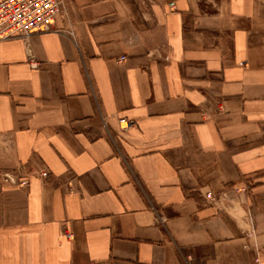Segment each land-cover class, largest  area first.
I'll list each match as a JSON object with an SVG mask.
<instances>
[{
	"label": "crops",
	"instance_id": "0c3cea01",
	"mask_svg": "<svg viewBox=\"0 0 264 264\" xmlns=\"http://www.w3.org/2000/svg\"><path fill=\"white\" fill-rule=\"evenodd\" d=\"M67 11L0 41V264H264V0Z\"/></svg>",
	"mask_w": 264,
	"mask_h": 264
},
{
	"label": "built area",
	"instance_id": "2783aa9c",
	"mask_svg": "<svg viewBox=\"0 0 264 264\" xmlns=\"http://www.w3.org/2000/svg\"><path fill=\"white\" fill-rule=\"evenodd\" d=\"M68 1L0 0V41L16 38L28 39L37 33H64V30L56 27V22L59 17H62L70 23L67 11ZM67 34L72 35V31ZM119 123L124 130L135 125L133 121L128 119H120ZM42 177L47 178L48 174L42 173ZM5 181L20 188L29 187V179L23 174L20 176L6 174ZM207 197L212 199L213 193L207 192ZM253 264H260L259 258L255 259Z\"/></svg>",
	"mask_w": 264,
	"mask_h": 264
}]
</instances>
